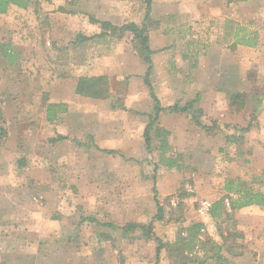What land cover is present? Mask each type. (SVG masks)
Wrapping results in <instances>:
<instances>
[{
    "label": "rangeland",
    "instance_id": "rangeland-1",
    "mask_svg": "<svg viewBox=\"0 0 264 264\" xmlns=\"http://www.w3.org/2000/svg\"><path fill=\"white\" fill-rule=\"evenodd\" d=\"M33 1L35 5H31L23 16H11L7 21L0 19V127L6 132L0 141V264H154V239H146L138 231L127 233V237L121 235L123 226L130 222L147 224L152 220L156 212L153 187L157 190L164 219L155 221L152 230L163 243L170 245L179 241V235L186 236L185 230L195 224V220L207 217L198 212L201 203L207 200L211 204L225 196L223 188L227 180H240L253 191L264 187V177H257L262 182L252 181L253 176L246 169V165L251 164L248 160L250 142L244 137L246 132L239 129L234 132L225 128L226 124L219 129L213 122L215 116L224 119L223 109H217L228 104L226 92L247 94L253 98V108L263 103L262 71L254 69L244 79L240 66L230 64L228 59L219 66L214 80L205 79V90L216 85L221 96L218 102H211L209 96L204 102L205 108L213 109L218 105L204 121V127L210 129L204 130L211 137L210 150L202 152L201 145L200 148L193 146L187 153L171 151L166 158H174L179 167L170 169L166 162L159 161V153L154 152L153 148L159 146L155 139L150 146L153 151L147 152L141 118L124 107L125 103L132 108L141 106L143 116V111L150 107L143 104L146 97L140 94L142 78L134 79V72L139 70L127 67L129 61L124 57L129 53L135 58V61L130 60V66L139 68L138 60L147 68L133 46L130 33L121 39L112 37L110 40L125 45L127 50L124 47L118 54L119 64L112 66L115 70H111L109 76H101L104 80L100 85L109 92L107 98L91 99L104 107V117L107 116L104 126L108 129L100 132L97 130L99 122L94 119L91 123L89 119L92 118L88 117L80 121V126L78 120L71 122L59 113L56 114L59 122L56 117L52 122L46 120L47 106L63 103L49 97V88L44 89V85L49 86L64 70L60 69L63 62L77 64L82 56L95 51L90 50L94 45L87 48V44L77 49L71 44L60 47L59 51L46 45L56 40L55 29L61 22L56 15L59 9L67 15L87 16L77 0ZM143 1L132 0L133 4L128 6L136 12L141 8L144 13ZM193 16L195 18L196 14ZM260 19L261 28H264V16ZM161 20H152L156 24L152 23L148 37L151 36L154 48H164L169 42L168 46L174 52V68L176 62L186 63V60L190 69L195 68L197 56L214 41L230 45L227 39L231 33L228 36L226 32L228 22L237 29L246 24L259 36L253 22L245 21L238 9L226 15L225 21L221 18L216 23L206 18L200 26H192L195 25L193 22L177 25L179 21L172 18ZM167 25H174L173 32L161 34ZM155 26L159 31L153 28ZM66 34L67 38L63 35V40L68 42L77 36L74 34V37L73 32ZM12 40L16 44L6 56L1 53L6 52L3 46L7 41L13 43ZM15 53L19 54L17 58ZM233 69L238 71L237 81L233 78ZM64 75L60 74V77L63 79ZM192 100L197 102L193 107L200 108V96L189 101ZM73 103L74 110L80 106L85 109L84 104ZM248 117L254 128L256 117L253 114ZM70 122L71 128L66 129ZM60 125L66 140L49 143V139L58 136ZM89 218L95 222L87 221ZM206 221L199 231V248L195 247L193 251L181 249V253L175 254L165 248L161 250L159 264H229L220 251L228 247L230 254H243V231L239 227L255 226L259 222L247 221L245 217L239 222L234 216L230 220ZM107 224L111 227H106ZM262 234L264 228L259 236ZM140 245L141 251L136 247ZM177 246L179 248V243ZM220 246L222 249L218 250ZM251 255L257 256L256 253ZM219 256L221 259L217 258Z\"/></svg>",
    "mask_w": 264,
    "mask_h": 264
},
{
    "label": "crops",
    "instance_id": "crops-1",
    "mask_svg": "<svg viewBox=\"0 0 264 264\" xmlns=\"http://www.w3.org/2000/svg\"><path fill=\"white\" fill-rule=\"evenodd\" d=\"M38 1L41 2V0ZM76 2L78 3V5L83 6V10L86 12L87 16L82 15V17L78 15H67L59 9V12H56V15L57 20H61V22L57 24L55 29L56 40H54L51 44L49 41L46 43V45L47 47H50V49L55 48L57 51H59L60 47L66 48L67 46H71V44L74 49L80 48L81 46H86L87 44V48L90 45H94V48H91L90 50H93L95 52L91 53L89 56H82L81 61L79 63L77 62V64L68 61L63 62V66L60 67L61 70L64 69L60 72V74H65L63 76V79L60 77V74H57L56 78L53 80V82H50L49 86L44 85V89L49 88V97L57 98L59 102L63 103L62 105H65L64 107H66L67 105V107L65 108L66 112L60 114V117H66L67 120H71V122L78 120V126L81 125L80 121H84V117H86V119L87 117L88 119L92 118L89 119L91 123L95 119L99 122L97 130L100 129V132H102L103 129H108L107 126H104V120L107 119V116L106 118L104 117V107H100L99 103L93 102L91 98L77 95L75 93L77 80L82 77L91 78L109 76L111 73L110 71L115 70L112 69V66H118L119 64L118 62L120 55L118 54L126 46H123V44L119 42L110 41L112 39V37L110 36H106L104 38H94L82 44L76 43L75 39L74 41L71 40L68 42L63 40V38L65 36L67 38L66 33L68 32H73V36L75 34L77 36L81 35L85 37H92L100 34L102 31L101 26L99 24L90 22L89 18H93L94 20L99 22H108L116 27H121L128 23H134L140 26L141 22L143 21L144 13L143 11H141V8H139L138 12H136L135 9H132L130 8V6H128L133 4L132 0H77ZM190 6L196 9V13L195 11H192L193 9H191ZM235 9L239 10L240 15L245 21L253 22V24L255 25L256 31H258L259 33V41L257 46L254 48L241 45L234 46L232 36L227 39L230 44L228 46L221 45V42L214 41L211 46H207L206 50L203 51V54H199L197 56L195 68L193 67L194 69H190L189 61L187 60L186 63H180V61L176 62L174 68L172 64L175 61L174 52L173 49L168 46L169 42H166L164 44V48H154L151 36H149V47L153 51V54L151 55L153 68L150 75V83L161 107L164 108L179 103V106L182 107V105L187 103V101L195 98L196 96H200L199 107L203 113V117H201V119L199 120L200 124L204 126V123H206L204 121L207 118L209 112L212 110H216V107L218 106L216 104L217 106H214L213 109L207 107L205 108V99H207V96H209L211 98V102H218V99L221 97L219 87H216V85L211 87L208 91L205 90V79L214 80L217 71L219 70V66L224 63L225 60L227 61L229 59V63H232L233 65L238 64L240 66V71L242 72L241 76L243 78L245 77L244 79H247V73L251 72L254 69H257L258 71H262L264 73V28H261L262 25L260 24V17L264 16V0H153L150 13L151 20L159 22L162 21L161 18H166L167 20L172 18V20H175L176 22L179 21V24L177 25H191V22H193L195 25L192 26H200L202 21H205L206 18H208L209 20H214L217 23V21L221 18L222 20H224L225 16L230 15L231 12ZM26 10L11 6L6 14L0 15V19H6L7 21V19L11 16H23L24 13L27 12ZM209 13L210 16L207 15ZM195 14L196 16L194 18L193 15ZM230 23L231 22L226 23V26L228 25L226 27L228 36L230 35V33L234 32L237 29V27L233 26V24ZM223 25L225 24H222V26ZM232 26L234 27V29L231 28ZM166 27L168 29L165 28L163 32H161V34H165L168 31L173 32L172 28L174 27V25H167ZM242 27L246 28L248 31H252L250 30L251 27L249 28L246 24ZM157 28V26L154 27L156 31H159ZM149 35H151L150 31ZM9 41H7L6 44H4L5 46H3L6 48V52H1L5 55L12 52L14 44H16L15 40H12L13 43ZM109 49H113V53ZM159 49L160 52H157L159 51ZM125 50H127V47ZM19 51L22 56L23 51L21 49ZM226 53L229 54L228 57L226 56ZM18 55V53H15L14 57L17 58ZM70 55H72V53ZM124 57H126L129 61L127 67H133L135 68V70H139L137 72H134V74L136 75L134 79L138 80L140 79L139 77L142 78L146 72V67L142 66V64H140L138 60L137 62L139 68L130 66V60L133 59L135 61V58H133V56L129 53L125 54ZM31 63H33L32 58ZM243 67H245V71L243 70ZM233 72V78L237 81V69H233ZM190 74L192 79H190ZM178 78L183 83H179L180 81L178 80ZM186 79L188 80L185 81ZM141 90V97H146V99H143V104L146 105L147 103L148 105H150L148 111H143V113H145V116L142 115V110L140 109L141 106L132 108L131 106H126L127 104L125 103L124 107L129 108H125L127 111L131 109L133 114H137L139 118H141V126L144 125L143 128L145 129L149 121V116H154V102L151 100L148 94V89L144 86V84ZM237 93L243 94V92L241 91H238ZM243 95L245 96V105L241 107V109L238 110L230 107L228 104H224L217 109H223L224 119L220 120L215 116L213 122L217 123L219 129L223 128V125L226 124L228 126L225 128L236 132V130H238L236 128L247 127V125L249 124L248 116L250 114H253L254 117H256V126L254 128H250L249 132L244 135L247 141L250 142L249 147H251L248 149L249 153H251L249 155L250 157L248 158L251 164L246 165V169L247 171H250L249 174L253 176L252 181L258 180L262 182V180L257 179V177H264L262 176L264 174V100L261 105H257V107L253 108V105L251 106V104H253V98L247 96V94ZM182 96L184 97V99ZM162 99L165 101L164 104H162L164 102ZM74 101L79 104H84L85 109L80 108V106L76 107V110H74ZM249 102L250 104H248ZM49 103L52 102L49 101ZM185 116V114L183 116L181 114L175 113H160L157 123L152 127L154 135L150 136V146L153 144V139L156 140V145H159L160 141L155 136V130L159 128L169 133L167 142L171 148V151H177L179 154L185 152L187 153L191 148H193V146H195V148H200L201 145H203L202 148H200L202 152L206 153L208 150H210L211 146L209 145L211 144V137H208L201 127L197 126L192 120H190L191 118L189 116L187 118H185ZM56 120H59L58 115L56 117ZM71 122L68 123L69 127H67L66 129L71 128ZM86 123H88V126H91V128H93V125L91 123ZM86 123H84V127L87 126ZM59 128L60 130L57 132L58 135L66 137V134L62 132L61 125L59 126ZM143 128L142 130L144 132ZM252 138L253 140H251ZM244 142L247 143L246 140H244ZM179 145L181 146L180 149L177 148V146ZM174 147H176V150H174ZM153 149H155L154 152L157 151V153H159L157 147ZM153 149L150 147V153L153 151ZM256 191L264 193V187L258 188V190ZM219 199L220 198L215 199L211 204H209L207 200L203 201V203H205L206 206L208 205L209 207L208 211L204 213L207 217L201 218V220H195V223L205 225L207 222L206 220H211L208 212L211 208V205ZM203 203H201V205ZM225 206L226 209L229 210L227 202ZM233 216L234 219L239 222L241 217H245L247 221L253 220V222H259L255 224L257 228H255L254 225L244 227L240 225L239 229L243 231V245L245 247V249H243V254L241 253V255H233L232 252L230 254V251L229 253H227L226 250H221V255H223L225 260H228L229 264H264V248L263 250L261 249L262 246L264 247V234L259 236L260 231H262V228H264V208L256 206L246 207L241 210L235 211ZM140 224H143V222ZM136 247L137 250L141 251V245ZM155 247L153 248L154 255ZM251 253H256V258H253Z\"/></svg>",
    "mask_w": 264,
    "mask_h": 264
},
{
    "label": "trees",
    "instance_id": "trees-1",
    "mask_svg": "<svg viewBox=\"0 0 264 264\" xmlns=\"http://www.w3.org/2000/svg\"><path fill=\"white\" fill-rule=\"evenodd\" d=\"M76 1V0H73ZM124 1V0H119ZM247 1V0H242ZM153 0H144V15H143V23L138 26L134 23H128L121 27H116L111 25L108 22H99L94 20L93 18H89V21L92 23L99 24L101 26V33L92 37H85L78 35L75 38V42L78 44L85 43L90 41L94 38H104L106 36L115 37L116 39H121L126 33H130L132 35V43L133 46L136 47L137 52L139 53V57L143 64L147 66L146 72L142 77V81L144 86L148 89V94L151 100L154 102V116H149V121L144 129L143 132V139L145 142L147 152H150V136L152 127L157 123L158 117L160 113H167V114H186L188 115L191 120L203 130H210L200 124V118L202 116V111L200 108H194L193 106L196 105V100H192L187 102L184 106L173 105L168 107H161L158 99L156 98L152 85L150 83V75L152 72L153 64L151 61V55L153 51L149 47V37L148 31L152 28L153 22L150 18L151 13V5ZM31 5H35L33 0H0V15L6 14L8 9L11 6H15L19 9L26 10ZM154 28V27H153ZM233 45H241L245 47L254 48L258 44V34L255 31H248L244 27H240L236 29L234 32L231 33ZM104 80L103 77H91L86 78L82 77L77 80L75 93L79 96L88 97L91 99H104L108 96L107 88H103L100 85V82ZM227 94L228 105L235 109H241L244 106V98L245 96L241 93H229ZM257 107V106H256ZM56 108V109H55ZM46 120L48 122L54 121L56 114H63L66 112L64 106H55L53 104H49L46 108ZM1 110H0V119H1ZM251 123L247 125L246 128H236L239 129L241 132H248L251 128ZM6 136L5 130L0 127V141L2 138ZM155 136L159 139L160 143L157 146V150L159 151V158L160 162H166V166L170 169L178 168V164H176V160L171 156L166 158V155L171 153V148L168 145L167 137L169 133L165 130L156 129ZM228 139V138H227ZM66 137L63 136H56V138L49 139V143L54 144L56 142L65 141ZM225 196L221 197L219 200L215 201L208 212L209 217L212 220L216 221H223V220H230L233 219V214L235 211L241 210L246 207L256 206L260 208H264V193L253 191L245 186L243 182L240 180H227L224 186ZM153 192V202L155 204L156 212L152 218V220L147 224H140V223H128L121 229L122 236L127 237V233L133 232H140V234L145 237L146 239H154L156 242L155 247V263L159 264L160 262V253L161 250L168 248L170 253H177L180 252L181 249L186 251H193L195 247L199 248L200 244V235L199 231L202 229L203 225L200 223H195L191 227H188L185 232L186 236H178L179 241L174 244L163 243L160 237H157L153 232V225L155 221L162 222L164 219L163 215V208L161 206L160 201L157 198V190L155 187L152 188ZM225 202L228 204V209H226ZM86 221V220H85ZM87 221L95 222L93 219H88ZM106 227H111V225L107 224ZM222 237V236H221ZM226 239V237H225ZM224 241L223 238H221ZM179 243V248H177V244ZM224 245V244H223ZM221 250V246L217 248ZM226 251L231 250V248H226ZM221 252V251H220ZM229 252V251H228ZM181 253V252H180ZM179 253V255H180ZM221 254V253H220ZM233 255H241L234 254ZM171 257V255H170ZM222 256L217 257L221 259ZM183 263V262H182Z\"/></svg>",
    "mask_w": 264,
    "mask_h": 264
},
{
    "label": "built area",
    "instance_id": "built-area-1",
    "mask_svg": "<svg viewBox=\"0 0 264 264\" xmlns=\"http://www.w3.org/2000/svg\"><path fill=\"white\" fill-rule=\"evenodd\" d=\"M208 205L206 206V204L205 203H203L202 205H201V208H200V210H199V213L200 214H204V213H206L207 211H208Z\"/></svg>",
    "mask_w": 264,
    "mask_h": 264
}]
</instances>
